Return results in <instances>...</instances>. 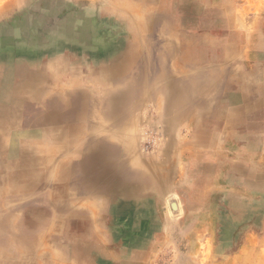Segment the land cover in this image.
Wrapping results in <instances>:
<instances>
[{"label":"rangeland","instance_id":"obj_1","mask_svg":"<svg viewBox=\"0 0 264 264\" xmlns=\"http://www.w3.org/2000/svg\"><path fill=\"white\" fill-rule=\"evenodd\" d=\"M208 2L221 6L220 10L204 11L203 5ZM83 8L93 11L94 17H102L97 30L100 34H115L122 39L123 44L117 48L121 57L114 60L115 80L106 79L95 58L56 57L42 64L53 74L42 82L49 88L56 83L58 89H49L41 97L49 93L64 95V90L94 89L103 103L91 114L114 119L112 124L97 129L94 122L84 120L7 122L0 143V264H101L95 260L100 245L94 237L106 234L97 232L96 224L85 225L82 209L89 222L105 214L93 201L85 208L93 200L90 189L103 181H96L94 173H83L77 167L81 157L77 149L94 136L99 144L121 150L133 138L129 146L137 156L164 164L165 180L171 179L173 171L179 177L178 186L172 187L163 200L161 211L168 214L171 232L165 248L153 257L155 264H264V176L258 175L264 174V0H201L192 11H188V0H0V24L12 27L14 20H26L34 30H40L51 27L54 19L62 20ZM111 14L121 22L136 24L140 46L129 26L113 24ZM40 16L45 17L44 24L37 26L34 21ZM134 51L147 54L146 61H133L130 52ZM60 65L68 67L67 71L57 70ZM139 68L144 69L140 75L149 79L165 73V83H173L172 98L183 100V104L170 111L151 95L144 106L134 110L131 102L136 89L125 88V84ZM111 89L124 92L115 109L134 115L135 122L116 119L114 108L106 103L105 95ZM28 96L30 92L26 91L23 105H31ZM18 101L16 98L13 102ZM229 108L232 124L223 125ZM181 111L191 120L187 117L178 125L174 123L171 131L169 122ZM246 124L253 128L244 127ZM13 130L18 133L6 135ZM167 146L180 150L173 165H168L174 153L165 151ZM210 157L216 160L209 162ZM208 162L222 165L231 176L236 166L244 173L255 171L258 175L254 186H242L248 190L249 222H257L250 227L258 231L251 238H242L241 232L242 239L221 240L215 235L211 239L212 234H203L199 226L186 221L180 224L192 185L203 177L198 174ZM63 203L77 210L82 227L63 223L66 215L58 208ZM209 215L206 212L204 218ZM85 234L87 239L79 238ZM36 241L42 244L39 250H33ZM83 248L89 251L88 256L80 254Z\"/></svg>","mask_w":264,"mask_h":264},{"label":"bare ground","instance_id":"obj_2","mask_svg":"<svg viewBox=\"0 0 264 264\" xmlns=\"http://www.w3.org/2000/svg\"><path fill=\"white\" fill-rule=\"evenodd\" d=\"M79 11L80 12L69 14L68 16L64 17L62 20L54 19L53 25L51 27L40 30L39 29L34 30L32 28V25H30L29 22L26 20H14L12 27H8L5 24H0V90L3 89L0 92V143H2L1 135L2 132L4 133L6 131L5 127L7 122H16L17 120L19 121L22 120L24 122L27 121L72 122V121L84 120L88 122H94L95 124H93L94 126L93 128L96 129L102 127V124H108V123L112 124L114 118L110 116L95 117L96 115L93 116L91 114V113H95L97 111V107L98 106L101 107V103H103L97 97L95 92L96 90L94 89L86 91L77 88L79 90L74 92L70 91L71 93L65 92L64 90V95H50L49 93L44 98L41 97V94L46 92L48 93L49 89L51 90L55 88L58 89L57 88L58 84L56 83L52 85V88H49L46 84H43L44 82H42L43 80H46L47 82L50 78H53V74L49 73L42 64L49 63L50 61L54 60L56 57H59L62 60H66L67 58L73 57L74 55H78L80 58L84 60L88 58H95L98 60L102 74L106 77V79L111 82L115 80L114 77L116 75L117 69L114 65V60L116 58L118 59L119 56L121 57V55H119L118 53L117 48L119 44L120 45L123 44L122 39L114 37L115 34L112 37L108 33L102 32L103 34H100L97 31L99 24L102 23L101 20H99L100 18H102L101 16L94 17L92 15L93 11H89L86 8H83ZM36 12L34 14H36ZM44 20L45 17L40 16L38 18H35L34 24L37 26H42L44 24ZM111 20L113 21V24L115 22L116 25L117 24L128 25L130 31H132L133 33V35L131 36H133L136 39L135 41L138 42L137 47L139 44H141L142 42L141 37L138 35L139 31H137L138 29L135 23L133 24L129 22H121L119 21L121 19H119L114 14H111ZM143 43L145 44L146 42ZM68 55L70 56L68 57ZM146 55L144 52L141 53L140 51L130 52L131 59L135 62L137 60L139 62L143 61L144 63L146 61ZM137 65L139 64L137 63ZM62 68L64 71H67L68 69V67L66 66L62 67V65H60L57 67V70L63 71ZM142 70L144 69L139 68L138 70H135V72L132 73V79H130L125 84L126 86L125 88H129V89L132 88L133 90L134 87L136 89L137 93L133 96V101L131 102V107L134 110L144 106L151 95L152 97H156L158 99L157 103L159 105L164 104L165 106L169 107L166 109L167 110L170 109V111L172 108L180 104H183L182 103L183 100L181 101L179 99L172 98L171 85L173 83L170 82L167 84L165 83L166 81L165 79L167 76L165 73L158 74L155 78L149 79L148 77L144 76L143 73L142 75H140ZM56 79H58L57 75L55 80ZM98 84H96V86ZM26 91L30 92V96H28L27 98L28 101L31 102V105L29 103L26 105L22 104V102H25L27 100L23 97ZM20 93H22L21 96L19 95ZM133 94L134 93H132V95ZM123 95H124L123 91L111 89L109 93L105 95L106 103L108 106L114 108L113 113L116 115V119H121L124 122L128 121L133 123L135 122V120H137V117H134V115L127 116L129 113L126 114L125 111H119L115 109V107L120 106ZM16 98L19 101L18 103L15 104L13 101ZM32 104H34V106ZM23 107L25 108V110H23ZM29 107H32V109L30 110ZM27 108L30 111L28 113H26ZM81 111L84 112L83 116L80 115ZM188 116H189L188 113L186 114L182 111L177 112V114L174 116L172 121L169 122L170 130L172 131V128L174 127V123L185 120ZM93 128H91V130ZM16 130L9 131L6 133V135L7 134L12 135L13 133H18ZM118 130L119 128H114V131H118ZM95 139L96 136H94L91 142H89L85 147L77 149L79 155L81 156L77 167H80L81 170H83V173L85 172L87 173L88 170L91 171V173L95 174L96 181L100 179L101 181H103V178L105 179L108 177L109 178L107 182L108 187L109 185L111 186L114 185L115 188L114 187L113 188L116 190H122V189L120 186H117L119 183L112 181V176L117 175L119 173L124 174L127 177H130V179L136 180L142 188L145 189L154 188L155 190H157V192L160 193L165 192V190L171 186L172 180L168 178L165 180V175L163 174L165 173L164 164L161 165L156 160H151L149 162L144 161L133 152V148L129 146L133 144V138L129 139L130 143L124 148H122V150L121 148H116L115 146L112 145L111 146L109 145L110 146L109 147L107 145L104 146L102 144H99L98 142H96L97 140L95 141ZM166 150L172 151V153H174V156H172L171 159L168 161V165L175 164L176 156H178L177 154H179L180 151L179 148L175 150L174 147L167 146L165 151ZM123 153L127 155L124 156ZM119 156L124 157V159L119 161L120 159ZM58 208L66 215V217L63 219L64 224H69V225L74 224L77 227H82L78 220L80 217L78 216V213H76L77 210L74 211L73 208L69 207V205L66 203H63V205L62 204L59 205ZM41 246L42 244H40V242L37 243L36 241L35 243H33V250L36 249L39 250ZM43 250L45 251L47 250V248H44Z\"/></svg>","mask_w":264,"mask_h":264},{"label":"crops","instance_id":"obj_3","mask_svg":"<svg viewBox=\"0 0 264 264\" xmlns=\"http://www.w3.org/2000/svg\"><path fill=\"white\" fill-rule=\"evenodd\" d=\"M188 1V11L198 8L201 3V0ZM203 6L204 11H218L221 8V6L217 7L214 2H208ZM227 100L229 104V98ZM230 112L229 108V114L223 125L232 124ZM178 124L180 123L175 125ZM243 126L253 128L252 124ZM208 160L210 162L216 158L210 157ZM209 162L201 170L199 169L198 175L203 177L198 178L192 185L189 193L190 200L184 213L185 218L180 221V224H185L186 221V223L199 226V230L203 234L205 231L212 234L211 239L215 235L221 240H236L241 238V232L243 233L242 238H251L258 231L257 228L250 227L257 222L255 220L249 222V214H246L248 190L243 187H248V183L254 186L256 184L255 177L258 175L263 177L264 174L257 175L255 171L244 173L238 165L239 167L231 169L233 172L231 176L230 173L222 169V165ZM170 174L172 184L165 190L166 193L157 192L154 188H142L136 180L120 173L113 175L112 181L119 183L120 185L117 186H120L122 190L114 189V185L108 187V177L103 178L100 186L90 189L91 192L93 191L91 196L93 200H90L91 203L87 202L85 208H88V204L92 205L95 202L96 208H102L105 211L101 217L99 215L96 217V221L90 220L89 222L85 217L87 212L82 209L86 221L84 223H90L91 226L96 224L97 232L106 234L103 237L96 234L94 237L96 243L100 245V249L96 250V261H101V264H155L153 257L157 256L158 251L165 248L171 232L168 214L161 211L165 195L171 191L172 187H177L179 184V177L175 176L174 171ZM80 191L82 190L80 189ZM206 212L212 216L209 215L210 218L205 219ZM254 214L251 213V216ZM261 223H264V220ZM79 238L87 239L88 236L86 234L79 235ZM85 249L80 251L82 256L90 254Z\"/></svg>","mask_w":264,"mask_h":264}]
</instances>
